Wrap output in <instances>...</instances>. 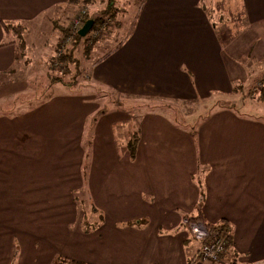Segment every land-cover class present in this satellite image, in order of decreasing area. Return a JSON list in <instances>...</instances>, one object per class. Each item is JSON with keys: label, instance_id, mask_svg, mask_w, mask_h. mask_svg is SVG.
<instances>
[{"label": "crops", "instance_id": "1", "mask_svg": "<svg viewBox=\"0 0 264 264\" xmlns=\"http://www.w3.org/2000/svg\"><path fill=\"white\" fill-rule=\"evenodd\" d=\"M73 2L0 0V264H264V101L181 110L259 77L264 0L115 2L98 97L39 69ZM41 26L53 52H26ZM41 74L60 91L42 96ZM197 215L227 232L218 263L195 259Z\"/></svg>", "mask_w": 264, "mask_h": 264}, {"label": "rangeland", "instance_id": "2", "mask_svg": "<svg viewBox=\"0 0 264 264\" xmlns=\"http://www.w3.org/2000/svg\"><path fill=\"white\" fill-rule=\"evenodd\" d=\"M129 1L130 0H116V3H122L123 7H128L129 6ZM134 1V0H133ZM105 2L106 0H74V11L71 13L72 15L69 14V17L67 16V19L61 20V25L65 26L67 29H69L71 32H76L78 29L81 28V26L87 21L89 18H93L98 11H101L103 7H105ZM119 5V4H118ZM89 17V18H88ZM106 23H110L109 19H105ZM113 24H110V26L105 30L103 29L102 34H96V31H90L87 36L86 40H80L78 41L77 44L74 43L73 38H67L65 40H62L61 38L57 40V44L60 43L62 44V48H70L73 47L75 44V49H74V56L77 58V62L80 65L77 69L75 68V65H70L68 64V70L66 72H63V70H60V64L58 62H53L51 65L53 66V69L50 71L47 70V72L57 80L61 81H67L70 82L72 85L71 89L74 90L76 93H86V94H93L95 96H99L101 93V90L97 88L91 81L90 78L88 77V70L90 68V65L97 61L100 56H102L107 50H109L111 47H113L116 44L115 36L112 32L113 29ZM50 29L49 26H41L39 28V31L37 33H31L29 36V43L26 46V52H40L42 50L43 52H46L49 50L50 46L52 47V43L48 42V30ZM112 29V30H111ZM57 30V29H56ZM23 31L15 32L13 34L21 37V33ZM17 33V34H16ZM89 46L90 47V56L87 57L85 56V50L84 47ZM57 48V46H56ZM50 51L53 52L52 48H50ZM88 53V52H87ZM51 55V56H50ZM55 51L53 56H55ZM52 54L47 53L46 56V62L43 59H40V66L39 69L45 70V66H49V61L51 62L52 59ZM255 64H248L246 67L248 70L253 68ZM78 69L81 72H78ZM253 72V70H251ZM33 72L35 74H39L40 71L34 67ZM255 74L259 76L254 80V76H251L249 78L248 85H238L234 87L232 92H240V95H237V93L231 94V95H222V94H214L211 95L208 99L200 101L199 107H196L195 104L192 103H186L184 107L181 108L183 112L186 113H199L200 116H203L213 108L217 106H225V105H230L231 103L236 102V100L244 98L248 99H255L258 98L259 92L261 91V82L264 81V70L261 68L257 67L254 70ZM47 73V74H48ZM253 74V75H255ZM43 75L41 74L39 82L41 83V95L43 94H48L50 91H60L59 87H49L50 84L49 82H44V78H42ZM254 80V81H253ZM48 85V86H47ZM90 87H93V89H89ZM243 89V91H242ZM239 94V93H238ZM114 96V95H113ZM236 96V97H235ZM126 96H120L117 95L114 96V98H121L125 103H137L138 99L136 98H124ZM235 97V98H234ZM259 99V98H258ZM202 104V105H201ZM152 107L157 106L154 104H150ZM167 107H173V103L165 104ZM259 112L262 110L261 113H264V108L262 106H257ZM165 108V107H163ZM198 108V112H197ZM177 110H174V112ZM177 113L183 114L181 111H178Z\"/></svg>", "mask_w": 264, "mask_h": 264}, {"label": "trees", "instance_id": "3", "mask_svg": "<svg viewBox=\"0 0 264 264\" xmlns=\"http://www.w3.org/2000/svg\"><path fill=\"white\" fill-rule=\"evenodd\" d=\"M115 2L116 0H106L105 2V7L102 8L101 11H98L96 13V15L93 17V18H89V19H93L94 20V24L91 28L90 31H98V35L99 34H102V31L103 29H107L110 24H113V9H114V6H115ZM109 19V24L106 23L105 19ZM2 26L4 28V31H9L10 33H15V32H18L19 34V31H24V28L20 25H16V24H13L12 22H2ZM61 27V32L63 34V36L61 37L62 40H65L67 38H73V41L75 44L78 43V41L80 42V40H86V36L82 37L80 35H78V33L76 32H71L69 29H67L65 26H60ZM23 33V32H22ZM21 33V34H22ZM17 34V33H16ZM17 39H18V42L21 43V37L19 36H16ZM75 44L73 45V47H70L69 49L68 48H65L63 47L62 48V44L58 43L57 45V48L55 50V56L52 58V61L51 63L53 62V64L55 62H58L60 64V70H63V72H66L68 70V64L70 65H75V68L77 69L80 65L78 64L77 62V58L74 56V53H73V50L75 49ZM85 50V56H87V52L90 51V47L89 46H85L84 49ZM51 69H53V66L51 65L50 67ZM78 72H81L79 69H78ZM261 91L259 92L260 95H258V98H261V100L264 101V81L261 82ZM136 142H137V137L135 135H133V137L131 138V140L128 142L127 144V148H128V151L130 152V155L133 156V153H134V148H135V145H136ZM189 219V220H198V221H201L203 222L208 228H211V229H216L218 231V233L220 234V236L222 238L225 239L226 241V250L222 253H220V259L221 258H224L225 255H227L228 253V250H229V241H228V235H227V232L226 230L223 228V225H209L207 223H205L202 219V217L200 215H197V216H187V217H184V219ZM199 250V249H198ZM198 253V252H197ZM198 254H196L195 256V259H198ZM220 262V261H219ZM194 263V260H190V262L188 264H193ZM55 264H82V263H73V262H68V261H64V260H59L58 263H55ZM230 264H237L235 261H231Z\"/></svg>", "mask_w": 264, "mask_h": 264}, {"label": "built area", "instance_id": "4", "mask_svg": "<svg viewBox=\"0 0 264 264\" xmlns=\"http://www.w3.org/2000/svg\"><path fill=\"white\" fill-rule=\"evenodd\" d=\"M79 30V29H78ZM98 34V31L95 32ZM184 225L190 231L191 236L199 241L198 260L202 262L218 263L220 253L226 250V241L216 229L208 228L198 220L184 219Z\"/></svg>", "mask_w": 264, "mask_h": 264}, {"label": "water", "instance_id": "5", "mask_svg": "<svg viewBox=\"0 0 264 264\" xmlns=\"http://www.w3.org/2000/svg\"><path fill=\"white\" fill-rule=\"evenodd\" d=\"M93 24H94V20L93 19H88L87 21H85V23L77 31L78 35H80L82 37L86 36L90 32Z\"/></svg>", "mask_w": 264, "mask_h": 264}]
</instances>
